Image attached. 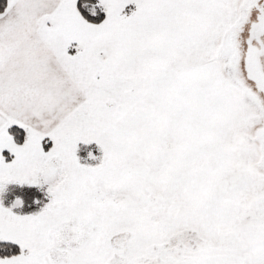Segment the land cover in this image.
<instances>
[{"label": "snow or ice", "instance_id": "snow-or-ice-1", "mask_svg": "<svg viewBox=\"0 0 264 264\" xmlns=\"http://www.w3.org/2000/svg\"><path fill=\"white\" fill-rule=\"evenodd\" d=\"M0 264H264V0H0Z\"/></svg>", "mask_w": 264, "mask_h": 264}]
</instances>
